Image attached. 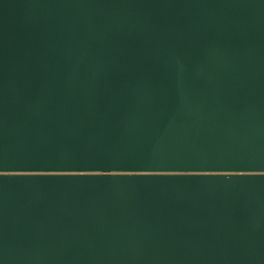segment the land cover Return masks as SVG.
I'll return each instance as SVG.
<instances>
[{"label":"water","instance_id":"obj_1","mask_svg":"<svg viewBox=\"0 0 264 264\" xmlns=\"http://www.w3.org/2000/svg\"><path fill=\"white\" fill-rule=\"evenodd\" d=\"M0 264H264V0H0Z\"/></svg>","mask_w":264,"mask_h":264}]
</instances>
